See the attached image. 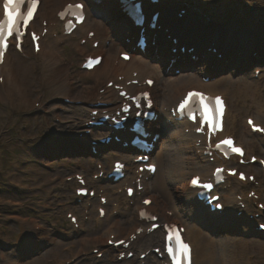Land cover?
Returning <instances> with one entry per match:
<instances>
[{
  "label": "bare ground",
  "instance_id": "1",
  "mask_svg": "<svg viewBox=\"0 0 264 264\" xmlns=\"http://www.w3.org/2000/svg\"><path fill=\"white\" fill-rule=\"evenodd\" d=\"M69 1L73 0H40V9L37 13V22L35 23L34 28L40 30V22L45 21L48 30L47 36L42 41V50H44V56L46 59L42 60V65L44 66L42 75L40 73L36 76L35 68L31 69L27 65H24V61L18 60L19 58L16 57L15 53H12L5 65L0 68V74L3 75L4 79L3 91L6 93V100L9 102L15 101L14 107L21 105L29 106L32 101L31 107L33 108L34 103H36L37 100L36 98L32 100L30 97L33 88L32 84L35 82L36 77L41 75V86L51 89L52 98L56 100L53 104L56 108L51 107V109H49L52 119L59 120L61 123H66V125L72 122L71 125H73L77 120L75 119L77 115L73 113L74 110L81 115L78 117L85 116L84 109L86 107L81 104V101L84 100L86 90H91V94L96 95L97 97V91L103 89L107 80L122 76L125 82L131 80L132 73H136V79L139 81V84L149 78H152L155 81L154 86L149 91H151L154 98L155 108L160 111L168 109L178 102V100L182 98L183 93L189 88L200 89L211 94L227 95V102L230 106L231 113L233 111L240 113L246 111L244 110L243 105L240 106L238 104V100L244 102L247 95L246 99L250 98L249 109L252 114L254 113V119L259 122H264V117H261L259 111L264 110L263 96H260L261 100H257L256 97L258 94H256V90L244 83V80L242 79L247 78L250 69H246L244 74L242 70L238 71L237 68L234 69V66H237V64L238 66L243 63L245 65L247 64V62H245L247 55L244 51L235 50L238 54H234L232 59L230 58L231 55L226 56L225 54H221L220 56H214L201 51L199 56L194 55L195 58H193V60L199 59V61H191L192 64L197 65V68L191 70L192 73H190V71L186 72V74H179L174 77L164 76V74L161 73L159 66L153 65L139 56H133L129 63L124 64L117 59L120 52L116 38H118L119 35L112 36L115 31L120 30L115 24L120 20L117 16L115 17L113 9V11H109L106 14H98V18L96 16H91L87 11L88 14L85 18V22L80 28H78L77 34H80L84 38L88 31H93L95 33L94 39L99 41L100 44L97 50L91 52L95 54H103L104 57L101 65L93 72L83 73V78L79 77L78 80L75 79L74 75L70 73V68H72L71 63L64 64L63 53L57 46L59 42H62L65 39L59 36L52 38V35L55 34L56 28L59 26L55 16L62 9L63 5ZM167 16H170V14H167ZM187 26H189L188 22L185 23V27ZM195 30L197 32L213 33L211 30L206 29ZM193 31L194 29L189 33H192ZM176 34L177 32H172L169 35L175 37ZM183 35L184 33L181 34V36ZM73 36L74 35L72 34L67 38L65 43L73 39ZM227 37L230 41L234 39V44L241 35L238 34L233 36L230 31L227 33ZM89 45L90 41H86L84 46L77 45V54L84 56L89 53ZM156 48L158 51L159 46L156 45ZM163 53L166 54V51ZM15 61H18L19 63H15ZM213 62H218L221 70L228 65L229 70L226 72L224 71L226 74L221 75L217 80L203 83L200 80L201 71L205 66L212 67ZM20 65L23 67L26 66L25 69L19 71ZM174 65H177L176 61ZM184 69L188 70L190 68L184 66ZM24 72H29L27 85L25 78L22 76ZM238 72H242L241 74L243 77L240 76L241 74ZM234 80L239 83L242 82L243 84L236 85L232 83L235 82ZM139 90L145 91L148 89L139 86L136 91ZM131 92H134V90ZM105 94L106 96L111 97L109 101H116V99L113 98L114 94L111 91H105ZM62 100H68L72 104L66 105ZM76 102H80V105L75 106L74 103ZM60 129L63 130L62 125H54L55 133L62 134ZM165 131L166 129H163V134H165ZM167 131L175 141L174 144L176 145L177 150L183 154H181L182 161L185 160L191 169L196 172L199 167L193 162V158L188 155L190 151L188 145H190V142L193 143L195 138L192 136L189 138L187 136H182V130L179 128ZM64 135L65 137H72L73 132L68 131ZM242 136V142L249 148L251 141L249 140V137L252 135H250L245 128ZM251 139H255V141L259 140L258 142L261 147L264 148V143L256 135L252 136ZM60 144L75 150L79 148L76 140L68 141L66 138H62L60 139ZM177 150L171 149L166 139L163 140V143L158 149H154L155 152L151 156V162L155 163L157 167L156 172L152 179H149L148 182L144 183V191L141 193V195H144V198H150L152 201V204L146 209V211L157 214L160 220L164 223L177 221L185 227V237L190 242L192 248V264H243L246 254L248 253V250L246 249L247 243L244 244L241 240H230L231 238L229 237H219L218 234H220L222 230H226L230 236L233 237V235H236L240 237L239 239L244 238L245 235L232 225V223L235 224V221L230 219L228 213L226 214V212H224L222 215L215 218L197 204L194 200L193 193L184 185L186 172L182 165L181 157L177 155ZM45 152H47V150H45ZM129 158L131 157L127 153L123 155L122 160L130 164ZM136 169L137 168L133 169L134 171L128 174L127 178L120 183V186H129L131 182L134 181L137 176ZM260 174L261 176L259 177L264 178V174ZM98 186L100 189H103V179L98 182ZM236 196L235 193H232L225 201V204L230 208V211L232 210L230 204L232 205L233 203H236ZM110 202L111 201L109 200L106 205V214L104 218L99 220L96 215V218L94 219L95 224L103 227L102 231L99 234L89 237V239H87L88 236L85 235L84 239L81 240V247L97 246V243L105 244L106 240L111 235L120 238L127 237L130 234H133L138 227L144 226L146 230L149 228L145 223L143 225V223L138 221L137 211L141 209L139 200H134L135 204L130 206L128 200L123 196L122 198H116V202H114L116 203L115 207L108 208ZM168 214H171V216ZM198 217L199 219H197ZM202 221H204V224H202ZM197 223H200V227ZM82 227L83 225L81 224L80 228ZM199 229L207 230L210 233L203 234ZM30 230L36 236L31 228ZM254 236L260 241L264 239L263 234ZM158 240L159 233L154 232L149 236L143 234L136 239V242L132 247L136 250L142 248L147 250L151 248L153 244L157 243ZM260 245L264 250V243L260 242ZM73 251L75 250L69 249L67 252L71 254ZM82 252L83 249H80L76 254L79 256ZM116 258L117 256L115 257L114 264L119 263ZM58 259L59 258L54 259L56 264L63 261H58ZM32 264H35V261L32 262ZM128 264H135V262L132 259Z\"/></svg>",
  "mask_w": 264,
  "mask_h": 264
},
{
  "label": "rangeland",
  "instance_id": "2",
  "mask_svg": "<svg viewBox=\"0 0 264 264\" xmlns=\"http://www.w3.org/2000/svg\"><path fill=\"white\" fill-rule=\"evenodd\" d=\"M251 1L218 0L217 4L228 8V12L223 13V15L226 16L225 19H229L230 26L238 16V13L241 15L249 14L245 4ZM259 1L264 6V0ZM262 11V15L257 19H253L261 42L264 41V8ZM76 40L77 38L67 42L64 48L62 47L65 59L68 62H72V68L75 65V68H73L76 69L75 71H77L78 67L76 63L77 56H75L73 50ZM22 58L24 59L22 60L24 65L31 69H33L32 66L36 67L35 64L37 62L32 60L30 56L26 55ZM15 62L19 63L18 61ZM259 64L261 65V70L257 79L253 77L252 73H249L247 78L242 79L244 83L256 90L258 96L260 95L264 98V60H260ZM25 67L20 65L19 71L24 70ZM207 67L205 66L204 68ZM212 67H217L215 69L218 71L221 69L218 62H213ZM36 68V76L40 73L42 75V70L39 67ZM235 68L238 71L242 70L243 74L245 73V64L239 66L237 64V66H234ZM190 69H193V67H190ZM220 72L226 74L222 71ZM28 73H21L25 78L26 85L29 78ZM41 75L36 77L35 82L32 84L33 88L30 97L33 100L36 95H43L41 103L46 106L44 109L45 114L35 111L31 107L32 101L29 106L21 105L13 109L9 107L0 93V168L2 170V175H0V264H32L34 261L35 264H56L54 260L56 258H59L58 260L76 259V262L74 261L72 264H113L114 255L112 253L105 254L103 259L98 261L93 260L92 255L82 257L76 254L80 249L88 250L86 247H81V240L84 239L85 235L89 238L98 233V228L93 224L96 214L94 208L91 209L89 217H85L82 214L83 206L76 205L72 196L71 184L73 185V182L70 185H66L63 190H60L62 188L59 183L64 178L77 172H85L88 175L96 173L95 164L100 160L94 159L89 155L84 157V155H87L86 151L74 150L59 143V137L64 139L65 135L63 133L57 134L54 131L55 123L51 118L49 109L55 107L53 106L55 99L52 98L51 89L41 86ZM232 83L236 85L243 84L236 81ZM0 92L3 94V90H0ZM248 106L249 102L243 104L245 109H248ZM249 115L247 112L243 114V117ZM22 124L28 125V128L23 130ZM60 130L67 132L71 129L63 128V130ZM23 137L31 138V141L25 142L22 140ZM163 140H160L158 148L163 143ZM249 140H251L250 146L256 148L264 156V148L261 147L260 143L255 141V139L249 138ZM45 144H49L52 148L48 149ZM115 153L122 154L110 149L101 161L108 164L115 159L113 155ZM56 177L60 178V180L55 181ZM8 181L28 186L31 192H19L6 188L8 187ZM104 189H107L111 199L122 196L117 195L121 190L117 185L106 183ZM40 200L50 207L49 211L39 209L36 202ZM61 204L64 205L63 208H59ZM66 211H74L80 217L84 226L80 231L72 232L69 228L64 217ZM28 221H34L41 226L42 230L37 236L32 237L27 224ZM242 229H245L247 239H239L235 235L232 237L228 232L219 235V237H229L231 238L230 240H241L244 244L247 243L246 249L248 253L243 264H264V250L260 245V242L264 243V239L260 241L254 235H251L250 228ZM200 231L203 234H209L204 230ZM68 249L75 251L69 254L65 252ZM87 259L88 261H85ZM152 259V257H149L147 264H152Z\"/></svg>",
  "mask_w": 264,
  "mask_h": 264
},
{
  "label": "snow or ice",
  "instance_id": "3",
  "mask_svg": "<svg viewBox=\"0 0 264 264\" xmlns=\"http://www.w3.org/2000/svg\"><path fill=\"white\" fill-rule=\"evenodd\" d=\"M20 3H22V0H4V9H5V14L7 17V36H12L13 35V29L18 28V22H19V13H20ZM77 9H81L82 5L77 4L75 6ZM36 8V0H31V3L28 7L27 11V17L23 19V24L25 26L28 25L29 21L33 17L34 10ZM6 37L5 33L2 27H0V47H6L4 44ZM35 39V37H34ZM0 54H2V51H0ZM193 97H198L204 113H205V119H207V113L209 111L208 105L205 103L206 97L203 94L200 93H189L188 99L184 101L183 104L180 105L181 110L183 111L185 109V106L189 104L191 99ZM216 105L218 109H222V102L219 97L216 98ZM251 123V121H249ZM259 130V129H257ZM224 144L231 145L232 142L230 140H226L223 142ZM217 147H220V145H217ZM236 152H240V149L234 148L233 149ZM243 178V177H242ZM199 183L198 178H194L192 180L193 185H197ZM173 240L172 236H169V241H170V246H169V253L173 257L174 264H190V248L189 246L182 241L179 235L175 236V244L176 247L173 248L171 246V242Z\"/></svg>",
  "mask_w": 264,
  "mask_h": 264
},
{
  "label": "water",
  "instance_id": "4",
  "mask_svg": "<svg viewBox=\"0 0 264 264\" xmlns=\"http://www.w3.org/2000/svg\"><path fill=\"white\" fill-rule=\"evenodd\" d=\"M185 60H187V59H185ZM184 64V62H179L176 66H175V69H176V67H180L181 65H183ZM186 65V64H185ZM188 66H189V68L191 67H193V68H196L197 67V65L196 64H192V63H190V64H188ZM214 69V73H220V71H222V72H226L227 70H229V67H228V65L227 66H225L224 68H222V70L220 69L219 71L218 70H216L215 68H213Z\"/></svg>",
  "mask_w": 264,
  "mask_h": 264
}]
</instances>
